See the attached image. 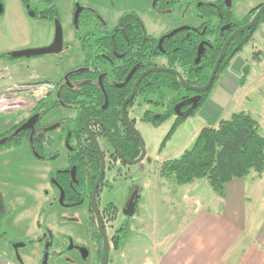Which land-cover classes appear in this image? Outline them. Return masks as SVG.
<instances>
[{
	"label": "flooded vegetation",
	"instance_id": "flooded-vegetation-1",
	"mask_svg": "<svg viewBox=\"0 0 264 264\" xmlns=\"http://www.w3.org/2000/svg\"><path fill=\"white\" fill-rule=\"evenodd\" d=\"M31 1L21 0L24 12L35 18L49 20L53 25V38L43 46L23 45L11 51L0 50V156L13 155L18 158V161H12L7 166L10 171L8 178H3L0 172V240L8 238L4 223L13 214L12 201L19 193L14 191V186L19 182L21 172L40 170V162L52 164L62 160L59 167L47 168L46 180L50 186L46 194H50L52 199L48 207L42 208V212L46 213L56 205L74 210L76 218H79L78 224H75L80 226V233L68 235L67 247L57 250L55 234L46 224L43 228L47 232L38 238L16 243L7 240L8 244L20 258L19 250L22 247L37 243L43 245L42 264L46 253L47 264L51 258L56 264L59 257L70 255L78 264L83 263L82 257L87 258L88 264H102L107 237L110 245L108 264H111L112 251L120 254L129 241L117 248V241L124 235L126 226L131 229L129 238L135 229L143 178L151 177L152 158L148 154L140 125L152 123L146 119L148 114L157 116L171 113L169 119L176 121L196 107L204 93L191 90L176 74L159 68L180 72L189 85H205L209 78L204 84L188 82L187 78L190 77L183 61H175L174 52L180 47L173 46L177 45V41L189 42V34H197L200 41L195 64L200 67L202 59L209 53V47L213 45L214 36L207 35L210 27H219L222 36L227 34L224 46L238 28L251 21H246L251 11L264 2H259L239 18L232 0H152L148 8L151 7L154 13L170 15L189 2L187 6L194 5L201 18L197 25L186 21L183 25L165 27L158 36L148 32L139 10L124 11L115 20L108 21L96 7L81 1L73 2L72 36L77 41L76 46L80 48L81 55L77 51L71 52L74 47L71 40L65 41L58 3L55 0H36L39 4L33 5ZM204 6L214 8L219 11V15L212 20L204 16L201 11ZM127 13L135 14L139 21L140 29L134 30L133 37L122 34L124 24L121 19ZM56 20H59L63 34L59 51L13 56L14 52L52 45L56 35ZM243 33L232 39L224 59L231 44ZM141 34H144L141 39L143 46L138 44ZM124 36L129 40L127 49L123 47ZM43 56H54L61 62L68 61L70 67L56 71L54 76L44 73L43 66L51 67V63L42 65L31 62L33 58ZM165 74L176 76L180 87L161 86L159 89L158 76ZM167 90L176 95L168 98ZM139 98L143 99L142 102ZM133 128L143 138L147 151L145 158L137 163L134 162L140 158L142 146ZM111 137L124 157L114 148ZM121 143L123 149L119 146ZM103 163L105 171L94 203L93 191ZM117 188L121 191L117 192ZM135 196V212L129 215L126 212L128 204ZM71 220L72 217L65 216L62 221L70 224ZM20 243L24 246L15 249L14 246ZM12 261L23 264L22 259Z\"/></svg>",
	"mask_w": 264,
	"mask_h": 264
},
{
	"label": "rangeland",
	"instance_id": "rangeland-1",
	"mask_svg": "<svg viewBox=\"0 0 264 264\" xmlns=\"http://www.w3.org/2000/svg\"><path fill=\"white\" fill-rule=\"evenodd\" d=\"M55 1L58 3V7L61 12V21L63 24L65 41L71 40L73 42L72 44H74L71 52L77 51L78 54L80 53L81 55L83 54L80 52V48L76 46L77 41H74L72 36V16L73 7L75 5L73 2L77 3L81 1L82 3L90 4L96 7L99 11H101L108 21L113 19L115 20L118 14L124 11L139 10L142 13V18L144 19L148 32L156 36H158L159 33H162L165 27L183 25L186 21H189V23L193 25H197V21L201 22V18L196 11V7L194 5L187 6L189 2H185L182 7L170 15H161L154 13L151 7L148 8L150 1L152 0ZM31 2H34L33 5L39 4V1L36 0H32ZM232 2L235 14L239 18H242L250 9L257 6L259 2H264V0H232ZM146 11L149 13H146ZM52 38L53 25L49 20L35 18L30 16L26 11L23 12L21 0H0V50L9 49L8 51H11L18 49L23 45H29L28 47L43 46L49 43ZM257 51H261L264 55V40L261 39V37L259 39H252L248 44L245 45L243 52L240 53V56L235 61V71L237 72V69L240 67V70L243 72L244 66L250 65L254 72L252 77L253 79L256 80L258 77L264 75V64L258 65L255 63L254 56ZM18 60L21 61L26 59H17L16 61ZM31 62L41 63L42 65L43 63H51V67L43 66V72L52 76H54L56 71H62L70 67L68 61L61 62L60 59H57L54 56H43L35 59L33 58ZM241 65H243V68ZM53 66L56 67V69ZM263 81L264 79L261 80V88H263ZM245 94H252L251 99H245ZM166 95L168 98H172L176 95V93L167 90ZM261 98V93H259V91L258 94L249 92L247 93L246 89L241 88L235 93L233 101L230 103L228 110L223 113L224 115H227L229 111L233 109H239L238 111H246L247 107L252 106V104H250L252 100L257 101L261 100ZM139 100L142 102L143 99L139 98ZM202 108L195 115L189 116L186 121L179 125L171 137L166 141L163 148L162 144L167 134L170 132L175 119H168L159 125H153L152 123H143L140 125V131L145 139L149 152L148 154L152 158V168L150 171L151 177L146 179L143 178L144 181L142 186L145 185L147 189L143 194V199L140 202L139 210L135 216V233L139 231L140 227H144L146 230L145 233L149 234V232H152L155 230V227L158 226L159 231H162L159 239L165 241V237L171 232L169 229H173L175 226L176 223H169L170 211L173 209V207H171L169 204L168 198L172 200L174 197V193L170 192L172 185H175L176 188H179L178 191L181 190V187H178L179 185L174 177H166V181L157 179L158 176H161L160 169L165 161L179 158L185 150L190 149L195 144L199 131L205 122V116H202ZM208 108L209 107H207V109ZM12 161L16 162L18 161V158H14L13 155L0 156V172L3 173L1 175L3 178H8L10 176L8 175L10 171L7 166ZM61 162L62 160L52 164L40 162V170H27L26 172H21L20 180L14 186V191L19 193H17L14 200L12 201V207L14 208L13 214L4 223V230L8 232V239L12 240L14 243L38 238L47 232V230L44 229L46 224L50 225L55 234V248L57 250H61L63 248L65 249L67 247L68 235H77L80 233V226L75 224H78L79 218H76L77 214L74 210L65 208L62 205H56L46 213L42 212V208L48 207V202L52 199L50 194H46V189L48 186H50L48 180H46L48 175L47 168H49L48 166L59 167ZM200 180L208 184L209 188H211L206 178ZM158 182L160 187L156 192L160 205L157 208V212L155 189ZM163 182H165V184H162ZM120 186L122 187L123 185ZM167 187H170L168 192H166ZM120 188L119 190L118 188L116 189L118 190L117 192L121 191ZM175 196L178 205L182 206L181 204L183 203V198L181 192L179 191ZM57 203L58 202H56V204ZM174 212L176 213L178 210ZM65 216L72 217L70 224L64 222L66 219L62 221L63 217ZM167 227L168 229H166ZM138 238L139 237H137V239ZM132 244L142 246L140 255H136L135 259L126 258L124 260L123 252L119 254L112 251L111 264H145L144 260L146 256L148 258L149 256H152L153 251L150 253L148 250H150V247H154V239L146 238V240L142 242H139L138 239L135 243L134 240H132L130 245ZM43 250L44 246L39 245L38 243L34 246L27 245L26 247H22L19 250V253L23 264H42ZM0 251L12 260H18V256L13 253L11 245L9 246L8 241L5 239L0 240ZM1 252L0 254L4 258ZM70 256H65L62 258L59 257V259L56 260V264H63V262L65 264H78L73 258H70ZM82 262L83 263H79L88 264L87 258L82 257ZM49 264H54L52 262V258L50 259Z\"/></svg>",
	"mask_w": 264,
	"mask_h": 264
},
{
	"label": "crops",
	"instance_id": "crops-1",
	"mask_svg": "<svg viewBox=\"0 0 264 264\" xmlns=\"http://www.w3.org/2000/svg\"><path fill=\"white\" fill-rule=\"evenodd\" d=\"M22 11L24 12L23 7ZM260 37L264 40L262 38L264 23L255 31L252 39ZM243 49L232 59L229 69L222 74L202 108L205 122L201 129L204 126L217 127L221 120L228 119L233 113L239 112V109H233L227 115L223 113L228 110L235 93L242 88L246 89L247 93L258 94V91L261 93V100H252L250 103L252 106L247 107L246 111L259 121L260 133L264 136V81L263 88L260 87L264 75L256 80L253 79L254 72L250 67L246 83L241 85L240 79L243 72L240 67L236 72L234 65ZM254 57L256 64H264V55L261 51H257ZM251 95L245 94V99H251ZM157 180L166 181L167 178L158 176ZM178 185L181 187L179 191L183 203L180 206L176 202L175 195L179 192V188L172 185L170 192L174 193V197L172 200L168 198L169 204L173 207L170 211L169 223L176 224L173 229H169L171 232L165 237V241L159 239L162 231H159L158 226L149 234L145 233L144 227H140L136 233L133 230L123 249L124 260L135 259V256L141 253L142 246L130 245L132 240L135 243L138 239L142 242L146 238H153L154 247L148 250L153 253L149 258L146 256L145 264H264V171L262 173L251 171L245 177L229 181L223 195L214 190L210 183L211 188L200 179L188 184L178 183ZM159 187L158 182L155 192L159 190ZM169 188L167 187L166 192ZM146 189L147 187L143 185L142 197ZM159 205L156 192L157 212ZM176 210L178 212L175 213ZM2 255L11 259L3 253Z\"/></svg>",
	"mask_w": 264,
	"mask_h": 264
},
{
	"label": "trees",
	"instance_id": "trees-1",
	"mask_svg": "<svg viewBox=\"0 0 264 264\" xmlns=\"http://www.w3.org/2000/svg\"><path fill=\"white\" fill-rule=\"evenodd\" d=\"M260 6L251 11L246 20L247 22L252 19ZM201 11L204 16L210 17L211 20L214 16L219 15V11H215L212 7L204 6ZM121 23L124 24V33L122 32L124 35L133 37L135 34L134 30L140 29L137 16L132 13L125 14L121 19ZM263 23L264 13L252 29L240 35L231 44L228 55L219 68L213 86L201 94L200 101L196 107L174 122L162 144V148L179 125L186 121L189 116L195 115L205 105L220 77L228 70L232 59L250 42L255 31ZM208 34L214 36L213 45L209 47V53L202 59V66L200 67L195 64L197 44L200 41L197 34L191 33L189 34V42L177 41V45L173 46V48L175 46L180 47L174 52L175 61H183L182 64L189 73L190 78H187L189 83L204 84L207 82L213 64L227 37V34L221 35L219 27H210ZM143 36L144 34L140 35L138 43L141 46H143V41L141 40ZM123 47H126V49L129 47V40L125 36L123 37ZM181 50L183 51L182 53ZM258 54L260 55V53ZM249 73L250 65H245L240 79L242 86L246 83ZM157 81L159 89L161 86L180 87L179 80L172 74L158 76ZM170 116L171 113L157 116L148 114L146 119L150 120L154 125H159L168 120ZM119 146L121 149L124 148L122 143ZM251 171L258 173L264 171V136L260 133L259 121L249 112L239 111L233 113L230 118L221 120L217 127L204 126L200 130L195 144L190 149L185 150L179 158L167 160L162 164L160 175L167 178L174 177L179 184H188L196 179L206 178L214 190L223 195L225 186L229 181L245 177ZM124 231V235L117 241V248L123 247L127 243L131 234L130 226L127 225Z\"/></svg>",
	"mask_w": 264,
	"mask_h": 264
},
{
	"label": "water",
	"instance_id": "water-1",
	"mask_svg": "<svg viewBox=\"0 0 264 264\" xmlns=\"http://www.w3.org/2000/svg\"><path fill=\"white\" fill-rule=\"evenodd\" d=\"M264 13V3L262 4V6L257 10V12L255 13V15L253 16V18L251 19V21L242 26L241 28H238L229 38L228 40L225 42L223 48H222V51L213 67V70L211 72V75L209 77V80L208 82L203 85V86H192V85H189L185 79L183 78V76L180 74V72L176 71V70H173V69H167V68H159V69H164V70H168V71H171L173 72L174 74H176L181 82L187 86L188 88H190L191 90L193 91H196V92H206L208 91L212 85H213V82H214V79H215V76L218 72V69L220 67V64L222 62V60L224 59L226 53H227V50H228V47L230 45V42L232 41V39L237 36L238 34L240 33H243L247 30H250L252 29L258 22V20L260 19L261 15ZM78 14H79V11L77 12L76 16L78 17ZM56 35H55V40L53 42L52 45L50 46H47V47H43V48H35V49H29V50H23V51H18V52H14L13 53V56L15 57H21V56H31V55H38V54H49V53H53V52H56V51H59L62 47V44H63V34H62V28H61V24L59 22V20H56ZM147 73V72H146ZM142 74L140 79L146 74ZM138 84V82H137ZM131 98V97H130ZM128 98L125 103H127V101L130 99ZM196 104V102H195ZM134 129V128H133ZM136 135L138 136V138L140 139L141 141V146H142V154L140 156V158H138V160H136L134 163H137V162H140L142 161L145 156H146V148H145V143H144V140L143 138L141 137V135L138 133V131H136L134 129ZM111 140H112V144L114 146V148L116 149V151L122 156L124 157V155L121 153V151L119 150V148L117 147L115 141L112 139L111 137ZM95 143H96V146L97 148L99 149V144L97 143V141L95 140ZM100 150V149H99ZM104 163H103V166H102V169H101V174H100V177L98 178L97 180V183L95 185V188H94V191H93V200H94V203H95V198H96V193H97V190H98V187H99V184L102 180V177H103V174H104ZM136 196L133 197L131 199V201L129 202L128 204V209H127V214L129 215H133L134 212H135V202H136ZM105 251H104V254H103V257H102V264H108L109 262V252H110V245H109V242L107 240V237H105ZM24 246L23 243H20V244H16L14 246L15 249H18L19 247H22ZM18 260L21 261V258L18 256ZM47 260H48V253L45 254V260L43 262V264H47Z\"/></svg>",
	"mask_w": 264,
	"mask_h": 264
},
{
	"label": "built area",
	"instance_id": "built-area-1",
	"mask_svg": "<svg viewBox=\"0 0 264 264\" xmlns=\"http://www.w3.org/2000/svg\"><path fill=\"white\" fill-rule=\"evenodd\" d=\"M0 264H16L14 261L11 259L3 258L0 254Z\"/></svg>",
	"mask_w": 264,
	"mask_h": 264
}]
</instances>
